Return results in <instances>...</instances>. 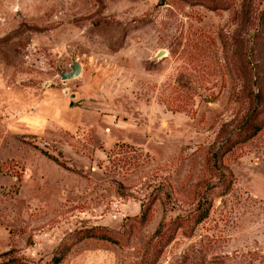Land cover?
I'll return each instance as SVG.
<instances>
[{
  "label": "rangeland",
  "instance_id": "1",
  "mask_svg": "<svg viewBox=\"0 0 264 264\" xmlns=\"http://www.w3.org/2000/svg\"><path fill=\"white\" fill-rule=\"evenodd\" d=\"M15 257L264 264V0H0Z\"/></svg>",
  "mask_w": 264,
  "mask_h": 264
},
{
  "label": "trees",
  "instance_id": "2",
  "mask_svg": "<svg viewBox=\"0 0 264 264\" xmlns=\"http://www.w3.org/2000/svg\"><path fill=\"white\" fill-rule=\"evenodd\" d=\"M262 89V87H261ZM262 93V90L260 91V87H259V90H258V96H260ZM254 114H250L247 118H246V121L244 122L245 123V126L250 128L251 130L249 131V136L255 134L260 128H261V124L256 122L255 119H254ZM11 249H7L4 251V253H7L9 252ZM19 258L18 257H15V258H12V259H9L7 263L5 264H13V261L15 260H18Z\"/></svg>",
  "mask_w": 264,
  "mask_h": 264
},
{
  "label": "water",
  "instance_id": "3",
  "mask_svg": "<svg viewBox=\"0 0 264 264\" xmlns=\"http://www.w3.org/2000/svg\"><path fill=\"white\" fill-rule=\"evenodd\" d=\"M162 53V49L158 51L157 55ZM70 69L64 70L61 72L60 76L64 79L74 77L78 75L81 69L80 62L77 61L74 57H72L71 62L69 64Z\"/></svg>",
  "mask_w": 264,
  "mask_h": 264
},
{
  "label": "crops",
  "instance_id": "4",
  "mask_svg": "<svg viewBox=\"0 0 264 264\" xmlns=\"http://www.w3.org/2000/svg\"><path fill=\"white\" fill-rule=\"evenodd\" d=\"M5 250V249H4Z\"/></svg>",
  "mask_w": 264,
  "mask_h": 264
}]
</instances>
